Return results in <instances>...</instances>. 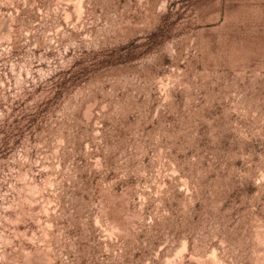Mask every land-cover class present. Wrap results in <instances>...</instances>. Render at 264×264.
Wrapping results in <instances>:
<instances>
[{
	"label": "rangeland",
	"instance_id": "rangeland-1",
	"mask_svg": "<svg viewBox=\"0 0 264 264\" xmlns=\"http://www.w3.org/2000/svg\"><path fill=\"white\" fill-rule=\"evenodd\" d=\"M0 264H264V0H0Z\"/></svg>",
	"mask_w": 264,
	"mask_h": 264
}]
</instances>
